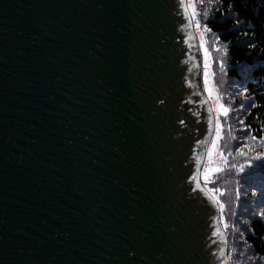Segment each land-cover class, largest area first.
<instances>
[{"label":"water","instance_id":"1","mask_svg":"<svg viewBox=\"0 0 264 264\" xmlns=\"http://www.w3.org/2000/svg\"><path fill=\"white\" fill-rule=\"evenodd\" d=\"M187 0H0V264H231Z\"/></svg>","mask_w":264,"mask_h":264},{"label":"trees","instance_id":"2","mask_svg":"<svg viewBox=\"0 0 264 264\" xmlns=\"http://www.w3.org/2000/svg\"><path fill=\"white\" fill-rule=\"evenodd\" d=\"M197 1L223 161L204 186L219 205L231 264H264V0Z\"/></svg>","mask_w":264,"mask_h":264},{"label":"rangeland","instance_id":"3","mask_svg":"<svg viewBox=\"0 0 264 264\" xmlns=\"http://www.w3.org/2000/svg\"><path fill=\"white\" fill-rule=\"evenodd\" d=\"M187 5L190 11V14L192 16L193 24L195 26L196 11L198 10V6H199L198 1L197 0H187ZM202 56L204 59L205 56H204L203 49H202ZM203 83H204L205 92L213 103V112L217 117V114L220 112V107H219L217 98L215 97V95H213V88L210 85V82L207 78L206 70L204 72V67H203ZM222 165H223V161L218 152V138L216 136V133L214 132V136L208 147V150L205 156V161H204L203 168H202V172H201L202 181L205 180V176H212L213 174H216L221 169Z\"/></svg>","mask_w":264,"mask_h":264}]
</instances>
